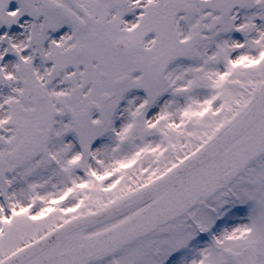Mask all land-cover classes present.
<instances>
[{"label": "snow or ice", "instance_id": "snow-or-ice-1", "mask_svg": "<svg viewBox=\"0 0 264 264\" xmlns=\"http://www.w3.org/2000/svg\"><path fill=\"white\" fill-rule=\"evenodd\" d=\"M0 264H264V0H0Z\"/></svg>", "mask_w": 264, "mask_h": 264}]
</instances>
